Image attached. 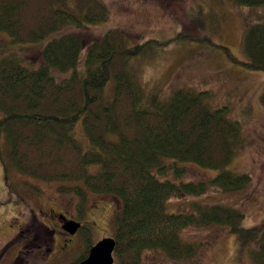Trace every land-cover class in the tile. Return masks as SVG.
<instances>
[{
	"label": "trees",
	"instance_id": "16d2710c",
	"mask_svg": "<svg viewBox=\"0 0 264 264\" xmlns=\"http://www.w3.org/2000/svg\"><path fill=\"white\" fill-rule=\"evenodd\" d=\"M71 1L72 8L67 0H0V35L10 44L34 43L66 24H92L108 16L102 0ZM231 1L264 6V0ZM149 42L155 40L129 46L121 30L109 29L87 45L82 70L78 63L84 43L73 34L48 40L41 50L42 62L34 68L7 45L0 46L4 173L74 182L59 191L79 197L76 219H83L86 191L115 196L120 206L112 216L113 264H154L143 261L146 250L173 261L186 260L198 245L184 240L181 230L204 225L225 227L238 249L248 250L251 264H264V223L246 228L241 210L196 200L189 202L187 211L167 210L171 196L198 197L208 185L239 191L250 183V176L226 168L241 140L239 121L228 117L225 107L212 108L203 91L188 88L176 89L166 100L146 95L128 60ZM242 42L248 59L242 64L264 71V19L245 27ZM52 70L70 72L57 80ZM260 102L264 107V91ZM79 123L83 142L74 137ZM190 163L218 169L219 174L208 182L186 181ZM91 166L96 170L90 171ZM20 185L41 193L27 181L8 179L10 191ZM79 234L83 248L68 264L86 258L95 243L90 227L82 225Z\"/></svg>",
	"mask_w": 264,
	"mask_h": 264
},
{
	"label": "rangeland",
	"instance_id": "374dc122",
	"mask_svg": "<svg viewBox=\"0 0 264 264\" xmlns=\"http://www.w3.org/2000/svg\"><path fill=\"white\" fill-rule=\"evenodd\" d=\"M102 1L108 10L104 21L66 24L34 43L10 44L4 35H0V46L7 45L8 51L34 68L41 64V50L48 40L62 34H73L84 43L78 63L81 69L87 45L101 38L109 29L121 30L129 46L155 40L147 43L142 53L128 60L140 87L147 96L157 94L165 100L178 88L203 91L205 102L212 108L225 107L228 117L239 121L241 140L226 168L250 176V183L239 191L225 192L208 185L205 193L198 197L171 196L167 210L187 211L192 200L225 204L243 212L246 228L263 224L264 107L260 96L264 91V71L242 64L248 61L242 40L248 24L264 19V6H242L231 0ZM66 4L68 8L73 7L71 0ZM52 72L60 80L70 71ZM111 84L112 80L107 83L106 90ZM74 137L82 142L85 140L80 123ZM89 169L94 171L96 167ZM218 174V169L190 163L183 178L208 182ZM6 175L0 164V264L71 262L83 248L80 234L74 237L70 243L72 246L63 248V237L56 231L48 233L45 225L56 227L58 218L52 214L53 211L77 218L79 197L71 191H59V187L75 183L46 182L17 171ZM9 178L15 182L27 181L41 193L25 189L22 185L17 191H10ZM83 206V219L78 220L91 228L93 242L111 236L114 229L112 216L120 206L119 200L112 195L86 191ZM181 237L198 245L192 257L173 261L159 251L146 250L143 261L154 264H251L248 250H239L235 236L225 227L188 226L181 230ZM46 240L50 242L49 251L45 246Z\"/></svg>",
	"mask_w": 264,
	"mask_h": 264
},
{
	"label": "water",
	"instance_id": "95a60500",
	"mask_svg": "<svg viewBox=\"0 0 264 264\" xmlns=\"http://www.w3.org/2000/svg\"><path fill=\"white\" fill-rule=\"evenodd\" d=\"M62 227L69 233H75L80 227V223L73 219L67 220L64 215H61ZM115 242L111 236H105L97 240L89 249L88 255L83 260L75 264H113V251Z\"/></svg>",
	"mask_w": 264,
	"mask_h": 264
},
{
	"label": "flooded vegetation",
	"instance_id": "af4514ba",
	"mask_svg": "<svg viewBox=\"0 0 264 264\" xmlns=\"http://www.w3.org/2000/svg\"><path fill=\"white\" fill-rule=\"evenodd\" d=\"M52 214L58 218V222H56V227L52 226L51 224H48V225H45V228L48 231V233H53V232L56 231L60 236H62L63 237L62 239L64 241V244H63L62 247L66 248L68 245H71L70 244L71 242L73 243L74 237L77 236V234L79 233L80 227H82V225H84V224L82 223V221H80L78 219H75V218H73L71 216H67V215L62 214V212L53 211ZM61 215H64L67 220L73 219L75 221H78L81 224L80 227L78 228V230L75 233L71 234V233H69L67 230H65L62 227L63 222H61V220L59 219ZM45 244H46L45 246H46L47 251H49L51 249L50 248V242L46 240Z\"/></svg>",
	"mask_w": 264,
	"mask_h": 264
}]
</instances>
